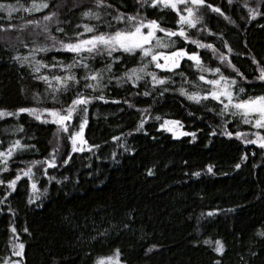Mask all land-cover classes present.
<instances>
[{
    "label": "trees",
    "instance_id": "trees-1",
    "mask_svg": "<svg viewBox=\"0 0 264 264\" xmlns=\"http://www.w3.org/2000/svg\"><path fill=\"white\" fill-rule=\"evenodd\" d=\"M42 2L0 0V4L17 9L10 17L6 8L0 11V27L39 19L50 10L57 11L59 20V25L53 23L50 31L65 41L69 38L74 41L77 33H83L81 38L90 36L92 33H84L82 25L93 26L97 32L125 27L113 20L117 11L136 15L139 10L146 20H156L163 28L175 31L178 27V17L171 9H145L136 0H111V9H97L93 0H47L56 7L31 13L20 10ZM247 3L256 8L258 0ZM207 4L219 7L232 23L212 12ZM243 4L244 0H233L232 4L228 0H205V6L199 8L201 23L186 30L191 39L212 44L217 51L215 57L210 49H198L179 37H175V49L182 47L196 52L210 68L217 67L218 55L223 53L252 80L258 75L252 58L264 67V6L258 9L261 14L249 21ZM86 10L98 11L101 19L84 17L82 13ZM57 26L63 31L56 32ZM20 36L30 39V30ZM16 39V32L0 31V109L13 112L19 107L59 109L70 101L84 81L67 93L60 92L59 102L53 104L50 92L46 95V85L33 79L29 66L21 67L11 60L14 54L27 55V49L17 44ZM225 44L231 52L224 48ZM113 56L121 59L113 64L110 77L103 81V92L86 90L92 96L103 94L108 101L93 100L88 105L84 139L99 148L72 153L68 164H64L70 146L63 139L54 154L57 167L37 164L32 168L39 197L35 203H29V179L22 172L14 189H7V181L26 169L32 160L49 158L57 144L53 135L56 125L40 123L26 113L0 118V150L17 139L26 146L8 161V171L0 172V181H4L0 183V199L4 200L0 204V264L6 258L13 259L9 248L13 236L24 244L22 257H18L21 264H93L117 250L124 264H214L215 261L264 264V237L257 235L258 231H264V149L244 144L234 135L235 128L244 131L249 127L242 125L240 117H226L225 122L179 94L180 88L188 92L197 90L192 85L198 83V72L191 67V61L182 60L181 67L173 70L183 71L189 82L172 72L155 71L149 63L147 70L161 79L170 77V82L153 88L150 77L145 76L133 88L130 83L117 86L115 78L139 66V52L129 55L117 51ZM37 58L45 63H52L55 58L69 64L73 55L49 51ZM107 62L106 55L103 58L96 55L87 61L93 69L102 68ZM226 63L220 65L222 72L235 76ZM72 71L77 77L84 73L82 67ZM41 72L63 74L58 67ZM255 84L252 87L239 82L245 88L241 99L264 95L260 82ZM164 88L168 91L161 95ZM146 90L147 96L143 95ZM238 90L236 87L235 91ZM34 94L39 102L33 99ZM114 100L119 103H112ZM145 109L148 119L137 131L143 118L141 111ZM219 110L216 105L215 111ZM74 119L78 125L80 116ZM162 119L180 121L183 130L194 133L195 138L191 135L173 138L160 129ZM16 127L23 131H14ZM225 130L232 135H223ZM113 136L120 140L113 141ZM237 163L239 168L235 167ZM208 166L212 167V173L206 171ZM45 172L54 177L51 182L45 178ZM193 172L199 175L193 176ZM210 212L213 215H208ZM216 241L224 248L220 255L214 251Z\"/></svg>",
    "mask_w": 264,
    "mask_h": 264
},
{
    "label": "snow or ice",
    "instance_id": "snow-or-ice-1",
    "mask_svg": "<svg viewBox=\"0 0 264 264\" xmlns=\"http://www.w3.org/2000/svg\"><path fill=\"white\" fill-rule=\"evenodd\" d=\"M233 0H228L229 4H232ZM93 3L97 9H111L113 4L111 0H93ZM143 8H168L176 13L177 19V30L173 31L171 29H166L161 27L156 20H146L142 15L139 14L137 10L136 15H125L119 11L113 16V20L118 23H123L125 27L118 28L112 32H97L93 26L82 25L84 33H92L87 38H81L83 33H77L76 39L73 41L69 38L67 41L60 39L59 37L52 34L50 31L53 23L59 25L57 11L50 10L45 12L41 18L26 20L24 23L19 25L8 24L6 27H0V31H14L17 33L16 42L20 46L27 49V55H12L11 60L17 62L21 67L28 65L32 74L33 79L38 82H43L46 85V95L50 92L53 104L59 102V93H67L72 90L75 86L80 85V81H84L83 85L76 89L75 95L66 101L59 109L53 108H36V107H19L14 112L0 109V118L4 117H17L22 113H26L29 116L36 119L38 122L43 124H54L56 129L54 131V138L57 142L56 147L53 148L52 152L49 153V158L43 161L32 160L26 169L17 172L15 178L7 181V189L12 190L16 186V182L21 179V172L23 176L28 177L29 186L33 192L30 196L29 203H32L34 199H38L34 193L36 191V182L34 180V173L32 167L37 164H42L46 168L57 167V161L55 158V153L59 151L60 142L63 139H67L68 144L71 145L70 151H68V157L63 160L64 164H68L69 158H71L72 153H78L82 151H93L98 149L99 145H89L84 139V129L87 124V114L88 105L93 100H100L105 103L103 94L98 96H92L88 91L92 92L100 91L103 92L105 84L103 81L105 78H109L113 70V64L120 61L121 57L113 56L114 52L121 51L132 55L134 52H139L140 61L138 62V67H133L123 72L121 76L116 77L117 86L122 83H130L133 88L137 87V82L142 80L144 76H148L151 79L153 88L156 85H162L166 81L170 82V77L161 79L158 78L155 72L147 71L149 63H152L157 69H166L168 72H172L173 75H180L184 78L185 82H189L187 77H185L184 72L179 73L173 70L181 67V60L187 59L192 62L191 67H194L200 75L197 77L198 80L202 81L203 84L212 86L210 89H201L198 85L193 83V88L197 91L187 92L184 88L179 89V94L184 96L188 101L194 102L196 104H201L208 112L214 113V115L220 116L222 120L226 122V117H240L241 123L251 124L253 128L264 129V95L248 96L246 99H241L240 94L245 91L244 87L239 86V82L243 81L252 87H255L256 81L260 82V86L264 87V67H261L260 63L252 58V64L256 65V71L258 75H255L252 80H248L245 74L235 67L233 63L229 60L227 55L220 53L218 55L219 64L215 68H210L201 62L200 56L196 52L186 51L184 48H176L168 54H163L156 52V48H170L176 44L175 40L170 39L171 37H179L184 40L187 44L191 42L199 48H207L213 52L214 57L217 55L216 49L212 44H204L199 40L191 39L186 35V28H193L197 24L201 23V16L199 14V8L205 6V0H151V3H147V0H136ZM179 5H183V8H179ZM211 9L212 12L218 13L222 16L228 23H232L229 16L225 15L219 7H213L211 4L206 5ZM264 6V0H258L257 7L252 8L248 6L247 0H244L243 7L248 11L247 19L249 21L254 20L257 15L261 14L258 9ZM55 4H50L47 0H43L42 3L33 4L30 8H21L20 10L24 12L31 13L33 11H42L43 9H54ZM7 9L9 17L13 11H16V7L13 5H3L0 4V11ZM86 18L100 20L101 16L98 11L86 10L82 13ZM111 27V22L108 23ZM146 29V31H142ZM31 33L30 39H23L20 33L29 31ZM63 29L59 26L56 27V32H62ZM163 33L162 37H157L156 33ZM212 33L209 32V35ZM167 38V39H166ZM155 40V43H150ZM225 49L231 52L228 44L224 45ZM49 51L57 52H67L73 55L72 62L69 64H64L61 61L55 60L53 58L52 63H45L43 60L38 59V54L47 53ZM96 55H106L109 58V62L105 63L102 68L93 69L87 61L95 57ZM150 57V61L146 58ZM163 59L164 63L161 64L158 61ZM226 63V67L235 73V76H226L222 70L221 66ZM59 68L60 74H43L41 69H51ZM82 67L84 73L77 77V74L72 71L74 68ZM204 73H209L212 78H205ZM53 82H55L53 84ZM238 87V91L235 88ZM164 91H168L164 88ZM203 93V94H201ZM143 95H149V91H144ZM33 99L39 102V97L34 94ZM202 101H214L215 104L209 107L207 103H202ZM112 103H119V101H112ZM216 105H220V110L215 111ZM130 108L131 104L128 105ZM141 111V116L143 117L141 121L137 124L136 130L139 131L143 128L145 120L148 119ZM81 113H83L81 115ZM188 115H192L189 112ZM42 116L44 117L42 119ZM75 116H80L79 123L77 125ZM50 118V119H49ZM199 118V117H197ZM156 120H160L159 116L155 117ZM171 126V127H168ZM180 125L178 120L165 119L160 128L172 132L173 138H178L176 128ZM159 130V129H158ZM14 131H23L22 128L16 127ZM147 134V133H145ZM223 135L231 136L232 134L228 131H223ZM123 135V134H122ZM191 135L193 139L195 138L194 133L189 132H179V136ZM235 136L240 139L242 143L255 144L258 147L264 149V137H261L259 133L253 132L252 136L254 139L247 140L242 139V137L247 136L246 133L242 134L236 132ZM113 141H119L120 137L113 136ZM118 146L124 147L123 144ZM20 140H14L9 144L8 149L0 151V172L8 171V160L13 155V152L17 149L25 148ZM127 150V149H126ZM115 155V153H113ZM244 159V157H241ZM236 168L240 167V164L235 165ZM206 171L212 173V167L208 166ZM45 178L51 182L54 177L44 173ZM149 175H151V170H149ZM193 176H198L199 173L193 172ZM4 183V181H0ZM59 184L60 181L56 180ZM46 190V189H45ZM7 196V193H5ZM4 200L0 199V204H3ZM208 215H213V213H208ZM13 233L14 229H10ZM27 231V229H25ZM258 236L264 237V231H258ZM206 243H208L206 241ZM18 251H15V255L22 257V252L24 249L23 243H18L15 245ZM151 250V249H149ZM214 251L220 255L223 253L224 248L220 241H216V247ZM118 250L114 253L113 257L104 259H97L94 264H119L118 260ZM214 264H221L220 261H215Z\"/></svg>",
    "mask_w": 264,
    "mask_h": 264
},
{
    "label": "rangeland",
    "instance_id": "rangeland-1",
    "mask_svg": "<svg viewBox=\"0 0 264 264\" xmlns=\"http://www.w3.org/2000/svg\"><path fill=\"white\" fill-rule=\"evenodd\" d=\"M179 8H183V5H179L178 6ZM185 28H186V30L187 29H192V28H187V26L185 25ZM193 28H195V27H193ZM142 31H146V29H143ZM159 32H157L156 33V36L157 37H162L163 36V33L161 34V35H159L158 34ZM177 38V37H176ZM167 39V38H166ZM170 39H172V40H175V37H171ZM176 41V40H175ZM150 43H155V40H153V41H151ZM156 52H160V53H163V54H168V53H170L171 51H173V50H175V45L173 46V47H170V48H156V49H154ZM147 60H149L150 61V57H148V58H146ZM186 59V58H185ZM182 60H184V59H182ZM181 60V61H182ZM187 60V59H186ZM159 63H161V64H163L164 63V61H163V59H160L159 61H158ZM151 65H152V67H153V69L155 70V71H167L166 69H157V68H155V66L152 64V63H150ZM147 71H149V70H147ZM150 72H152V71H150ZM168 72V71H167ZM200 75V73L198 72V76ZM204 75H205V78L206 79H208V78H212L211 77V75L209 74V73H204ZM197 76V77H198ZM145 77V76H144ZM198 80V79H197ZM197 85L201 88V89H210L212 86H210V85H206V84H203V82L202 81H200V80H198V83H197ZM186 91H187V89L186 88H184ZM197 91V90H196ZM188 92V91H187ZM201 94H203V93H201ZM240 98H241V94H240ZM202 102H204V103H211V104H215V102L214 101H202ZM219 109H220V105H219ZM44 117L42 116V119H43ZM50 119V118H49ZM163 119H162V121H160V125H162L163 124ZM240 121H241V118H240ZM242 125H244V123H242ZM247 127H249V129H245L244 131H239V130H237L236 128H235V130H234V135H235V133L236 132H240V133H242V134H244V133H246L247 134V136H244V137H242V139H247V140H251V139H254L255 137L254 136H252V133L253 132H257V133H259V135L261 136V137H264V129H256V128H253L252 126H251V124H245ZM168 127H171V126H168ZM161 130H163L164 132H166V133H168L169 135H171L172 137H173V135H172V132H170V131H166V130H164V129H162V128H160ZM176 131H177V136H178V138H181V137H183V136H179V132H181V131H183V132H185L184 130H183V128L182 127H179V126H177V128H176ZM83 135H84V133H83ZM236 137V136H235ZM14 141V140H13ZM244 144H248V143H244ZM252 145H255V144H252ZM70 146V149H71V145H69ZM255 146H257V145H255ZM8 147H9V145L8 146H6L5 147V149H2V150H0V151H4V150H6V149H8ZM258 147V146H257ZM26 149V147L25 148H23V149H17L16 151H14L13 152V155L9 158V160L8 161H10V160H12L14 157H16L19 153H21V152H23L24 150ZM2 166V165H1ZM33 168V167H32ZM37 188H36V191H35V195L36 196H38L37 195ZM30 194H31V196L33 195V192H32V190L30 189ZM37 199H34L33 200V203H35L34 201H36ZM16 244H18V241H17V239L13 236L12 238H11V240H10V244H9V248H10V250H11V254L13 255V259H11V258H6L5 260H4V262L2 263V264H21L20 262H19V260H18V257L19 256H17V255H15V251H18V249H16L15 248V245ZM209 244H211V242H209ZM114 256V253H112L111 255H109V256H106V257H102V258H98V259H104V260H107V258H109V257H113ZM97 260V259H96ZM95 260V261H96ZM118 260H119V264H124L123 262H121V260H120V255H118ZM94 264V263H93Z\"/></svg>",
    "mask_w": 264,
    "mask_h": 264
}]
</instances>
